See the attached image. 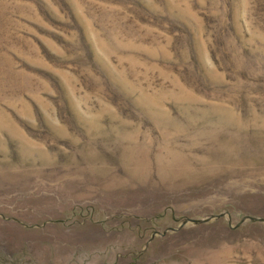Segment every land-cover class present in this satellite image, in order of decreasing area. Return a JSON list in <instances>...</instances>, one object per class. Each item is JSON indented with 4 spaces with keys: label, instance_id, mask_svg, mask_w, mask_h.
<instances>
[{
    "label": "rangeland",
    "instance_id": "rangeland-1",
    "mask_svg": "<svg viewBox=\"0 0 264 264\" xmlns=\"http://www.w3.org/2000/svg\"><path fill=\"white\" fill-rule=\"evenodd\" d=\"M0 264H264V0H0Z\"/></svg>",
    "mask_w": 264,
    "mask_h": 264
}]
</instances>
